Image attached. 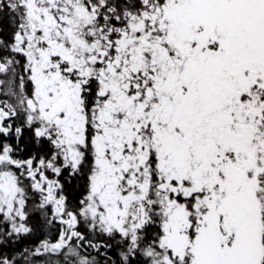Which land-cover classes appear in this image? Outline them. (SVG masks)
Masks as SVG:
<instances>
[{
    "label": "snow or ice",
    "instance_id": "6c2138e0",
    "mask_svg": "<svg viewBox=\"0 0 264 264\" xmlns=\"http://www.w3.org/2000/svg\"><path fill=\"white\" fill-rule=\"evenodd\" d=\"M0 264H264V0H0Z\"/></svg>",
    "mask_w": 264,
    "mask_h": 264
},
{
    "label": "trees",
    "instance_id": "16d2710c",
    "mask_svg": "<svg viewBox=\"0 0 264 264\" xmlns=\"http://www.w3.org/2000/svg\"><path fill=\"white\" fill-rule=\"evenodd\" d=\"M5 25H7V21H5ZM83 181L79 179L70 180L67 185V191L70 198H75L79 195L82 190L81 185ZM32 225L35 228V232L31 238L24 239L21 242L13 244L10 248H6L5 250L10 252L12 255L17 256L19 258L20 252H23V249L32 245L37 238L42 239L49 234V229L43 223V218L39 213H34L31 221ZM54 234V229L51 230Z\"/></svg>",
    "mask_w": 264,
    "mask_h": 264
}]
</instances>
